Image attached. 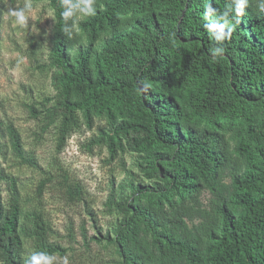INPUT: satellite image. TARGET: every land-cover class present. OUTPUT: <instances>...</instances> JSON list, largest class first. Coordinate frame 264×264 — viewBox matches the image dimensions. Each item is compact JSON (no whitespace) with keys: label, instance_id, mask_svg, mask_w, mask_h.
I'll list each match as a JSON object with an SVG mask.
<instances>
[{"label":"trees","instance_id":"obj_1","mask_svg":"<svg viewBox=\"0 0 264 264\" xmlns=\"http://www.w3.org/2000/svg\"><path fill=\"white\" fill-rule=\"evenodd\" d=\"M30 1L55 14L41 67L55 94L41 104L42 130L57 127L62 153L82 125L104 121L89 150L106 146L113 161L126 138L141 155L150 184L131 182L117 200L112 182L106 201L120 217L106 237L119 264H264V0H95L93 16L71 8L77 0ZM4 131L12 155L39 168L17 128ZM61 176L69 201H84L83 186ZM52 236L45 213L24 212L17 179L0 171V262L26 264L24 238L35 257L66 256Z\"/></svg>","mask_w":264,"mask_h":264},{"label":"rangeland","instance_id":"obj_2","mask_svg":"<svg viewBox=\"0 0 264 264\" xmlns=\"http://www.w3.org/2000/svg\"><path fill=\"white\" fill-rule=\"evenodd\" d=\"M26 4L31 5V10H26V23L20 25L10 13ZM1 7L0 171L17 179L22 210L41 209L53 227L52 239L68 249L66 256H55L49 264H65V259L67 264H119L121 259L106 237L115 238L120 217L107 212L106 201L112 182L117 200L131 194V182L150 184L137 166L141 155L126 138L124 153L113 161L106 146L89 150L90 141L107 128L104 121H96L92 129L82 125L68 141L65 151L58 152V129L51 127L43 131L41 112L44 100L55 94L51 72L41 69L47 64L52 47L54 9L49 2L34 4L30 0H4ZM31 106L41 112L37 118L32 117ZM9 124L20 132L25 154L34 156L39 168L29 167L12 155L4 131V126ZM64 172L68 173L70 184L83 186L84 201H69L61 176ZM46 177H52L53 181L40 198L38 186ZM2 188L8 201L7 185L3 183ZM204 198L208 199V194ZM72 230L74 240L70 238ZM24 245L25 263L31 264L35 256L33 242L24 238Z\"/></svg>","mask_w":264,"mask_h":264},{"label":"clouds","instance_id":"obj_3","mask_svg":"<svg viewBox=\"0 0 264 264\" xmlns=\"http://www.w3.org/2000/svg\"><path fill=\"white\" fill-rule=\"evenodd\" d=\"M63 5L67 3V0H62ZM95 0H77L75 4L71 5V8L73 9H79L82 13L85 14V16L88 15H95L96 14V8L94 7ZM247 3V0H243V3L239 5L240 8L244 6V4ZM26 10H31V5L26 4L24 8L18 9V10H12L11 15L15 17V20L18 24L24 25L27 20ZM64 19H66L69 15H71V11H64L62 13ZM50 260H55L54 256L49 255L48 257L40 256V257H32L31 264H41L43 261V264H49ZM65 264H67V260L65 259Z\"/></svg>","mask_w":264,"mask_h":264}]
</instances>
